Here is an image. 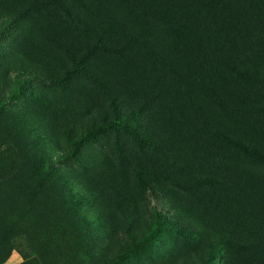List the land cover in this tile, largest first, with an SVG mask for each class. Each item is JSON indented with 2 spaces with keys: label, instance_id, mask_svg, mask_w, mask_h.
I'll return each instance as SVG.
<instances>
[{
  "label": "rangeland",
  "instance_id": "1",
  "mask_svg": "<svg viewBox=\"0 0 264 264\" xmlns=\"http://www.w3.org/2000/svg\"><path fill=\"white\" fill-rule=\"evenodd\" d=\"M29 1L0 0V264H264V164L232 143L264 149V113L246 109L263 99L232 72L193 79L171 53L168 22L156 19L139 39L167 55L185 114L169 108L163 127L149 111L134 122L154 146L120 125L88 135L104 112L113 117V96L130 118L145 96L142 77L108 52L89 61L90 76L74 70L54 37L82 45L111 29L135 32L138 12L121 0H83L71 19L27 12ZM213 29L227 47L233 26ZM158 150L178 175L218 182L201 200L146 169L140 180L137 163Z\"/></svg>",
  "mask_w": 264,
  "mask_h": 264
},
{
  "label": "trees",
  "instance_id": "2",
  "mask_svg": "<svg viewBox=\"0 0 264 264\" xmlns=\"http://www.w3.org/2000/svg\"><path fill=\"white\" fill-rule=\"evenodd\" d=\"M121 1L126 4L130 12H138L135 32L111 29L106 31L107 35H97L95 43L84 39L82 45L75 37L67 39L54 37L55 43L65 50L72 61L74 70L90 76L92 73L89 61L94 55L108 52L120 59L124 65L129 66L134 71V77H142L141 84L145 96L140 104L134 107L130 118L123 119L115 102L116 97L113 96V117L110 119L104 112L102 122L94 124L89 129L88 135L101 133L109 127L120 125L138 143L154 146L157 142L156 139H149L145 136L136 128L134 122L139 121L149 111L152 115L151 124L155 127H163L167 122L161 116L166 110L170 112L169 108H179L185 114L183 104L185 98L180 94L176 81L174 83V79L169 76L166 67L167 55L163 52H155L151 46L142 43L139 39L142 32L156 19L168 22L173 32L171 53L185 65L193 79L202 81L217 69L232 72L237 75L245 87L251 88L264 101V0ZM77 3L87 6L89 2L83 0H30L26 4V11L51 13L56 10L73 19ZM218 23L233 26L234 34L227 39V47L221 48L218 41L219 36L214 32L213 27ZM144 67L156 71L157 78L153 74L152 76H143L141 71ZM162 74L164 79H162ZM236 104L234 97L223 103L224 107L230 110L235 109ZM246 109L258 114L264 113V102L250 104ZM232 143L264 164L263 148L243 141L234 140ZM157 144H161V141L159 140ZM158 151L156 159L150 157L137 163L138 167L135 168L140 180L146 169L161 180H165L201 200L204 193L203 187L215 186L218 182L217 179L210 177L184 178L178 175L180 168L176 167L163 150ZM160 230L161 227L158 226L154 234L159 233ZM140 248L142 247L137 244L126 250L128 254L134 255L139 252Z\"/></svg>",
  "mask_w": 264,
  "mask_h": 264
}]
</instances>
